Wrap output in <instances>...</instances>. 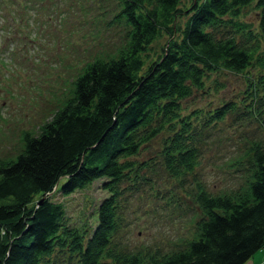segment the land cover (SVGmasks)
<instances>
[{"label":"trees","instance_id":"16d2710c","mask_svg":"<svg viewBox=\"0 0 264 264\" xmlns=\"http://www.w3.org/2000/svg\"><path fill=\"white\" fill-rule=\"evenodd\" d=\"M118 2L114 19L128 27L116 55L87 62L73 95L0 161V264H245L264 247V138L252 141L249 162H234L235 188L209 190L194 176L203 137L236 105L206 110L187 101L214 73H242L246 113L264 130V0ZM247 7L256 22L244 18ZM157 136L161 145L143 155ZM158 166L181 186L193 174V233L169 251L129 248L132 197L143 184L158 193ZM96 180L107 195L94 222L72 224L55 193Z\"/></svg>","mask_w":264,"mask_h":264},{"label":"rangeland","instance_id":"374dc122","mask_svg":"<svg viewBox=\"0 0 264 264\" xmlns=\"http://www.w3.org/2000/svg\"><path fill=\"white\" fill-rule=\"evenodd\" d=\"M2 3L0 0V161L13 158L23 147V134L37 133L73 95L74 80L87 62L98 55H116L128 27L125 20L114 19L118 0ZM244 15L256 22L253 7H247ZM164 42L165 37L157 38L153 49L161 52ZM207 83L210 87L191 97L188 107L212 110L231 100L236 105L208 126L203 137L205 155L195 170L194 176L207 189L218 192L238 185L233 164L249 162L252 141L263 139L264 130L253 114L246 113L242 73L222 70ZM161 143L162 136L155 137L142 154L152 155ZM153 171L159 191H143V184L133 195L123 240L133 249L148 246L169 251L193 233L198 211L189 191L194 189V176L189 175L181 186L160 166ZM101 183L96 180L69 195L55 193L54 199L65 204L72 224L94 222L96 206L107 195ZM263 251L256 260L264 261Z\"/></svg>","mask_w":264,"mask_h":264},{"label":"crops","instance_id":"0c3cea01","mask_svg":"<svg viewBox=\"0 0 264 264\" xmlns=\"http://www.w3.org/2000/svg\"><path fill=\"white\" fill-rule=\"evenodd\" d=\"M262 248H264V247H262ZM261 248V249H262ZM260 249V250H261ZM260 250H258L251 258H249L247 261H246V263L245 264H262V263H264V261H262V260H260V259H258V260H256V256H257V253L260 251ZM264 252V251H263Z\"/></svg>","mask_w":264,"mask_h":264}]
</instances>
